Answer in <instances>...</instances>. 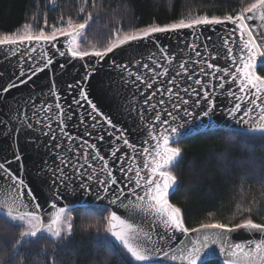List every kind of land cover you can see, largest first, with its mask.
<instances>
[{
  "label": "snow or ice",
  "instance_id": "snow-or-ice-1",
  "mask_svg": "<svg viewBox=\"0 0 264 264\" xmlns=\"http://www.w3.org/2000/svg\"><path fill=\"white\" fill-rule=\"evenodd\" d=\"M47 5L55 12L57 0H47ZM103 11L97 0H83L77 10L82 22L60 14L55 23L49 24L45 17L42 25L25 24L21 33L0 35L3 59L18 58L14 65L18 71L0 83V105L8 104L5 94L12 89L33 82L27 94H13L8 107H0V140L10 141L12 151L11 158H0V241H4L0 264H25L28 252L41 239L45 247L38 257L45 264H59L58 253L73 244L75 231L71 201L65 197L80 191L94 197L85 211L96 217L88 231L104 264H212L217 253L222 264H264V222L253 218L264 215V209L256 200L236 205V214L244 216L239 223L202 221L197 227L186 226L181 208L171 202L180 187L174 169L185 159L181 145L190 138L228 133L229 147L235 140L248 152L241 165L264 172V154H255L264 149V67L258 69V64L264 66V0H240L238 9L223 16L190 12V19L163 26L153 23L129 30L117 26L106 46L89 48L86 29ZM217 25L223 31L216 30V40L204 36V26ZM183 29L194 34L193 41L185 44L186 59L156 39L157 34ZM201 37L203 43L198 42ZM136 42L153 43L159 55L153 52L150 63H142ZM117 49H124L128 60L111 58L117 76L106 84L98 78L99 67ZM57 55L84 61L82 71L64 82L66 87L55 79ZM221 58L230 62L228 66L213 63ZM65 67L59 63L61 70ZM41 73H51L50 83L37 88L34 78ZM94 91L109 94L116 110L134 119L146 138L134 142L129 131L99 107ZM217 94L226 95L231 105L222 123L215 119ZM71 127L83 131L73 134ZM21 136L26 147L45 156L31 170L23 162ZM227 155H217V168L225 179L232 173ZM193 172L195 184L211 187L213 174L205 170L201 175L194 167ZM45 206L52 210L50 215ZM238 230L250 238L235 241ZM47 245L52 246L51 253Z\"/></svg>",
  "mask_w": 264,
  "mask_h": 264
},
{
  "label": "trees",
  "instance_id": "trees-1",
  "mask_svg": "<svg viewBox=\"0 0 264 264\" xmlns=\"http://www.w3.org/2000/svg\"><path fill=\"white\" fill-rule=\"evenodd\" d=\"M82 2L83 0H57L56 11L50 12L51 6L47 5V0H0V35L21 33L25 24L42 25L45 17L49 24L55 23L60 14L70 15L78 22H82L77 17V10ZM97 2L105 11L101 12L96 22L86 29L85 45L89 48L106 46L111 29L117 26H122L125 30L150 26L153 23L163 26L177 22L181 18L190 19V12L193 15L223 16L240 7V0H97ZM89 9L91 10L90 4ZM227 136L228 133L223 132L211 137L199 136L190 138L181 145L184 148L185 159L181 161V166L174 169L180 187L171 202L181 208L188 227H197L202 221L239 223L244 216L236 214L238 203L247 206L250 201L256 200L259 207L264 209V172L241 165L243 160L248 159V152L235 140L232 141L235 146L229 147L226 143ZM224 153L228 154L227 159L232 163V173L227 179L217 168V155ZM255 154L257 156L264 154V149L256 150ZM193 167L201 175L206 170L208 174L215 176L210 188L194 183L196 175ZM241 175H245L247 180L241 181L239 179ZM233 176L236 178L233 179ZM71 214L75 228L71 238L73 244L67 251L58 253L59 264H104V256L97 257L88 231V225L94 223L96 217L88 215L85 207L71 210ZM253 218L256 222H264V215H254ZM18 231L19 229L16 230V234ZM91 235L94 236L95 232L92 231ZM7 243L10 248L11 237ZM44 247L45 241L41 239L40 243L28 252L25 264H45L37 255ZM47 247L51 253L52 246ZM212 264L219 262L212 261Z\"/></svg>",
  "mask_w": 264,
  "mask_h": 264
},
{
  "label": "water",
  "instance_id": "water-1",
  "mask_svg": "<svg viewBox=\"0 0 264 264\" xmlns=\"http://www.w3.org/2000/svg\"><path fill=\"white\" fill-rule=\"evenodd\" d=\"M231 27V25H229ZM220 32L223 31V26L217 25L213 28L211 26H204V36H212L213 40L217 39V31ZM194 34L191 32L190 29H183L179 30L177 33H167V34H157V42L164 47H166L170 53L179 55L181 57L187 58V54L189 52L188 49L185 48L186 43H191L193 41ZM63 37L60 38L61 41H63ZM199 43H203V37L200 38ZM58 47L64 48L63 43H58ZM129 46H125L127 48ZM134 49L138 50L139 53L143 54L142 63L143 62H149V56L156 52L159 55V50L155 47L153 43L150 42H136L134 45ZM180 49H184L183 52L180 51ZM39 55V51L34 54ZM4 53L0 52V73H3L2 76H0V83H7L10 76H12L13 72L18 71L14 65L17 62V57H12L10 60L3 59ZM111 58L116 59L117 61H125L127 62L128 57L124 51V49H117L115 50V55L113 57V54H109V58H106L104 62H102L103 66L99 67V79L103 80L106 84L110 80H115L117 76V72L114 71L111 68ZM193 58L194 55H193ZM86 60L88 58H85ZM92 61L95 60V58H91ZM57 63L54 65L55 70L57 72V76L55 79L60 82L64 87H66L65 81H71L74 77H76L83 68L84 61L80 60H72L69 58H61L57 55L56 57ZM65 63L66 67L65 69L61 70L59 68V63ZM175 63V62H174ZM213 63H218L221 66H228V63L223 58L219 59L218 61H213ZM167 66V65H166ZM261 65L258 64V67ZM137 67H140L139 65ZM135 70V69H134ZM234 70V69H233ZM126 75V73H125ZM51 77V73H41L38 77L34 78V82L37 85V88L50 83L49 78ZM202 79H205L204 77H201ZM32 81L29 82V85L22 86L20 89H12L11 93L5 94L9 97L8 104L11 103V96L13 94H27V91L30 90V87L32 85ZM93 83H96V80H93ZM117 85L114 83L113 87L115 88ZM164 86V85H160ZM227 87V86H226ZM93 98L96 100L99 104V107L108 114L116 123L118 126H120L123 129H126L129 131L131 139L136 142L137 144L141 143L146 138V131L141 133L137 129V122L134 119H129L126 115H124L122 112H118L116 108L113 106L109 94H98L94 91ZM159 98V97H158ZM215 104H216V116L215 119L218 123H222L226 120V109L230 107L229 98L226 95H219L217 94L214 98ZM8 104L0 105V107L7 108ZM199 111V110H197ZM228 124L231 125L232 122L228 121ZM71 133L76 134L77 132L82 133L83 129H77L76 127H71L68 129ZM47 139V138H44ZM10 144V141L8 140H0V158H2L4 155H7L9 158L12 156V151L9 150L8 145ZM20 149L24 153V164L27 169L31 170L37 165L41 164L43 159L45 158L43 153H37L32 147H26V141L23 136L20 138ZM104 145H101V151H103ZM125 151L130 152L131 150L125 149ZM48 159H54V157H47ZM13 167H16V165H13ZM119 175V173H117ZM27 179V177H26ZM78 183V181H77ZM35 186V185H34ZM43 192L45 195L48 193V188L44 187ZM94 197L92 195H86L83 191H80L76 195H69L65 197L66 201H71V203L68 205L70 210H74L77 208L86 207L89 204H92ZM41 204H43V200L39 201ZM49 203H51V200H49ZM58 205H62L63 201H57ZM95 207L96 205H92ZM45 211L51 214L50 209L45 206ZM118 214H120L123 210H117ZM47 219V217H45ZM195 235V234H193ZM249 235L245 234L243 230H238L237 233L233 234V239L237 242L245 241L247 240ZM213 261H218L219 264H222V261L218 258L214 259Z\"/></svg>",
  "mask_w": 264,
  "mask_h": 264
},
{
  "label": "rangeland",
  "instance_id": "rangeland-1",
  "mask_svg": "<svg viewBox=\"0 0 264 264\" xmlns=\"http://www.w3.org/2000/svg\"><path fill=\"white\" fill-rule=\"evenodd\" d=\"M87 46V45H86ZM81 50H84V49H81Z\"/></svg>",
  "mask_w": 264,
  "mask_h": 264
}]
</instances>
